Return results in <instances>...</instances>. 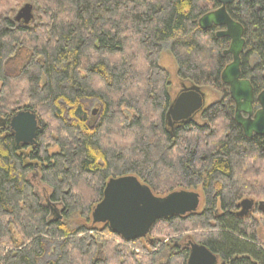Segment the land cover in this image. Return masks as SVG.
<instances>
[{
  "label": "trees",
  "instance_id": "trees-1",
  "mask_svg": "<svg viewBox=\"0 0 264 264\" xmlns=\"http://www.w3.org/2000/svg\"><path fill=\"white\" fill-rule=\"evenodd\" d=\"M26 4L28 25L14 19ZM217 8L214 0H0V264H39L54 241L58 253L46 264H186L187 240L169 252L149 242L153 252L141 257L129 248L136 241L92 223L107 182L125 176L156 197L200 190L201 211L159 221L150 234L159 224L167 236L199 231L195 243L221 264H264L258 222L235 215L242 200H264V136L245 138L233 120L220 79L229 40L198 27ZM227 13L244 30L240 72L256 96L264 0H235ZM167 42L181 83L222 96L173 131L169 74L158 66ZM19 110L45 122L30 154L1 127ZM50 145L58 153L49 156ZM38 163L40 192L31 182ZM56 211L62 219L53 222Z\"/></svg>",
  "mask_w": 264,
  "mask_h": 264
},
{
  "label": "water",
  "instance_id": "water-1",
  "mask_svg": "<svg viewBox=\"0 0 264 264\" xmlns=\"http://www.w3.org/2000/svg\"><path fill=\"white\" fill-rule=\"evenodd\" d=\"M218 4L215 11L203 15L198 20L202 31L217 30L216 37L229 40V47L224 55L231 57V62L221 73V83L228 88V94L235 106L234 122L247 139L264 136V91L254 95L250 82L241 77V56L245 41L242 26L231 19L227 7L235 0H214ZM33 6L26 4L15 16L16 22L28 25L33 20ZM205 95L196 86L184 87L169 107L166 120L173 123L187 124L192 117L202 110ZM254 103L257 111L253 113ZM245 116V117H244ZM8 125L14 138L16 150L34 149L38 135L43 133L44 123L32 111L15 113L8 121L2 120L1 127ZM200 205V196L192 191H174L165 197H156L151 190L134 176L110 179L105 185L102 200L91 214L94 225H107L109 230L125 243L146 238L152 227L159 221L174 217L195 214ZM255 203L245 199L238 203L237 218L248 217ZM257 210L264 214V202L256 204ZM53 222L62 219L61 211L52 214ZM189 255L186 264H218V258L205 246L189 241L186 245Z\"/></svg>",
  "mask_w": 264,
  "mask_h": 264
},
{
  "label": "rangeland",
  "instance_id": "rangeland-1",
  "mask_svg": "<svg viewBox=\"0 0 264 264\" xmlns=\"http://www.w3.org/2000/svg\"><path fill=\"white\" fill-rule=\"evenodd\" d=\"M211 11H213V10H211ZM33 16H34V10H33ZM170 45H171L170 42H167V43L162 45L161 54H160V57L158 60V66H159V68H161L162 70H165L169 74V80H170V85H171L170 86V92H171L173 99H175L176 96L178 95V93L181 89V85L183 83H181L177 77V67H176L175 61H174V59L170 53ZM230 62H231V58H230L228 64ZM184 85L188 86L187 84H184ZM0 87H1V85H0ZM202 92L205 95V105L206 106L212 105L214 103H218L222 99L221 94L215 90L202 89ZM87 105H88L87 107H88L89 113L92 115V117H95L96 111H97V107H95V103L94 104L88 103ZM20 111H24V110H19V111H16L15 113L20 112ZM34 114H36V113H34ZM40 120L45 124L43 119H40ZM30 151H31V149L26 148L25 153L30 154ZM46 151H47V154L49 156H52V155L58 153V149L53 145L48 146ZM41 168H42V165L38 163V169H36V170H34V172H32V177H31V182L34 186H36L37 192H40V189L37 187L38 186L37 184H38V181L40 178L39 171ZM177 191H180V190H177ZM185 191H190V190H185ZM194 192L200 193V190L198 189ZM253 201L255 204H257L259 202H264V200H258V199L253 200ZM202 208H203V200L201 199V196H200V205L198 207L197 212L201 211ZM251 217L254 218L259 224L258 236H259L261 243L263 244L264 243V215H261L257 211V209L255 208L254 213L252 214ZM155 228H156L155 229L156 231L154 230L151 234L149 233V235L146 238L141 239L139 241L137 240L134 243V245H131V247H129L131 252H134L136 255H139L141 257L148 255V254H151L153 252V250H152V247L149 245V242H154V241L159 243V247L157 248V250L160 247H165L166 248L165 252H169L170 248L176 247V245L177 246L181 245V244H183V242H186V240H187V242L188 241L196 242L198 235L202 233L199 231L188 230V231L180 233V234L167 236L171 233L168 231V229H166L168 227H165V225L159 224ZM165 234H166V236H165ZM59 244H60V242H58V241L48 242L46 244L45 254L39 260V264H46V263L52 261L58 253ZM219 264H221V263L219 262Z\"/></svg>",
  "mask_w": 264,
  "mask_h": 264
},
{
  "label": "flooded vegetation",
  "instance_id": "flooded-vegetation-1",
  "mask_svg": "<svg viewBox=\"0 0 264 264\" xmlns=\"http://www.w3.org/2000/svg\"><path fill=\"white\" fill-rule=\"evenodd\" d=\"M231 58V57H230ZM183 86L184 87H189V86H186V85H184V84H182L181 85V89H180V91H179V93H178V95L180 94V92L182 91V89H183ZM228 89V88H227ZM177 95V96H178ZM176 96V97H177ZM229 99H230V97H229ZM173 101H174V99L172 100V103H173ZM230 101H231V99H230ZM232 102V101H231ZM171 103V104H172ZM171 106V105H170ZM210 106V105H209ZM209 106H206L205 105V101H204V106H203V108H202V110L201 111H199L198 113H196L193 117H192V120L189 122V123H187V124H185V125H183V124H180V123H173L172 121H170V120H166V122H167V125H168V127L171 129V131H173L174 130V128H176V127H185V126H187V125H190L191 123H196L197 121H198V119H199V117L201 116V114L203 113V111L204 110H206ZM232 109H233V120H234V113H235V106H234V103L232 102ZM254 110H253V113H255L256 111H257V109H258V107H257V103H254V108H253ZM245 117V116H244ZM236 124V123H235ZM242 130V129H241ZM254 137V136H253ZM255 208L257 209V206H256V204H255V206H254V208H253V210H252V212H251V214L248 216V217H250V216H252V214L254 213V210H255ZM238 211V209H237V207H236V212ZM258 211V210H257ZM259 212V211H258ZM260 213V212H259ZM261 215H264V214H262V213H260ZM248 217H245V218H240V219H246V218H248ZM189 242V241H188ZM187 242V243H188ZM187 243H186V245H187ZM186 250L188 251V255H189V249L186 247ZM218 264H219V261H218Z\"/></svg>",
  "mask_w": 264,
  "mask_h": 264
},
{
  "label": "bare ground",
  "instance_id": "bare-ground-1",
  "mask_svg": "<svg viewBox=\"0 0 264 264\" xmlns=\"http://www.w3.org/2000/svg\"><path fill=\"white\" fill-rule=\"evenodd\" d=\"M217 32V31H216Z\"/></svg>",
  "mask_w": 264,
  "mask_h": 264
}]
</instances>
